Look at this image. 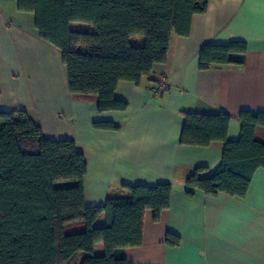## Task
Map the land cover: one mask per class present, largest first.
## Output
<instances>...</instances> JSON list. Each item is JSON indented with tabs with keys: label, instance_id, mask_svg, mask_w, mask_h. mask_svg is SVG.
<instances>
[{
	"label": "crops",
	"instance_id": "obj_1",
	"mask_svg": "<svg viewBox=\"0 0 264 264\" xmlns=\"http://www.w3.org/2000/svg\"><path fill=\"white\" fill-rule=\"evenodd\" d=\"M205 13L192 19L188 36L174 35L168 58L139 84L120 81L116 97L125 110H98V97L70 91L62 51L43 40L34 14L18 9L17 0H0V111L25 110L51 140L70 139L88 162L84 180L87 206H102L123 186L170 183V206L158 220L144 214L143 242L124 248L134 264H264V168L254 173L243 197L220 193L187 194L186 180L196 167L209 171L223 158L224 143L200 147L180 142L185 112L230 115L227 141L241 136L240 113L264 111V16L249 0H207ZM74 31H94L73 22ZM247 43L242 65L200 68L208 44ZM131 43L141 46L144 37ZM169 87L155 93L161 78ZM96 122L119 128L102 129ZM258 136L264 139V129ZM105 216L96 221L102 226ZM168 233L180 243H166ZM104 244L95 253L103 255Z\"/></svg>",
	"mask_w": 264,
	"mask_h": 264
},
{
	"label": "trees",
	"instance_id": "obj_2",
	"mask_svg": "<svg viewBox=\"0 0 264 264\" xmlns=\"http://www.w3.org/2000/svg\"><path fill=\"white\" fill-rule=\"evenodd\" d=\"M18 9L34 14L39 36L62 51L70 91L98 97V110H125L116 97L120 81L137 84L168 58L174 35L188 36L192 19L207 11V0H17ZM73 22L94 31H74ZM143 36L135 46L133 36ZM247 43L208 44L200 68L242 65ZM231 117L224 112H185L180 142L209 146L223 142V158L212 171L196 167L186 180L187 194L226 193L243 197L254 173L264 168V111L240 113L241 136L227 141ZM95 127L118 129L113 122ZM88 162L75 141L51 140L25 110L0 111V264H134L124 248L143 242L144 214L158 220L172 197L170 183L123 186L102 206L84 201ZM105 216L102 226L96 225ZM104 244V254L95 246ZM166 243L180 238L168 233Z\"/></svg>",
	"mask_w": 264,
	"mask_h": 264
},
{
	"label": "built area",
	"instance_id": "obj_3",
	"mask_svg": "<svg viewBox=\"0 0 264 264\" xmlns=\"http://www.w3.org/2000/svg\"><path fill=\"white\" fill-rule=\"evenodd\" d=\"M169 87V84H168V81L166 78H161L158 83H157V86L154 90L155 93H160V92H163V91H166Z\"/></svg>",
	"mask_w": 264,
	"mask_h": 264
},
{
	"label": "snow or ice",
	"instance_id": "obj_4",
	"mask_svg": "<svg viewBox=\"0 0 264 264\" xmlns=\"http://www.w3.org/2000/svg\"><path fill=\"white\" fill-rule=\"evenodd\" d=\"M249 3L258 5L260 9V14L264 16V0H249Z\"/></svg>",
	"mask_w": 264,
	"mask_h": 264
}]
</instances>
